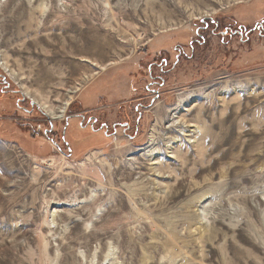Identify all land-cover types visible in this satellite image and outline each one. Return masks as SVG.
<instances>
[{"label":"rangeland","instance_id":"374dc122","mask_svg":"<svg viewBox=\"0 0 264 264\" xmlns=\"http://www.w3.org/2000/svg\"><path fill=\"white\" fill-rule=\"evenodd\" d=\"M0 55V264H264V0H0Z\"/></svg>","mask_w":264,"mask_h":264},{"label":"flooded vegetation","instance_id":"af4514ba","mask_svg":"<svg viewBox=\"0 0 264 264\" xmlns=\"http://www.w3.org/2000/svg\"><path fill=\"white\" fill-rule=\"evenodd\" d=\"M210 22V21H209ZM208 22L205 23L202 28L207 29L208 28ZM246 34V36L248 35V31H243L241 26H238L236 30L234 29H228L225 28L222 30V34H229V35H235V34ZM200 37H202V35H200ZM199 44H203L205 43L204 39H201L200 41H198ZM191 48V53L194 52L193 50V45H190ZM178 56V55H177ZM179 60V57H177V60ZM150 76L154 77L152 75L151 72ZM2 91H5L4 89H2ZM153 98L150 99L149 103L144 104L143 103V99H137V106L134 107V111L136 113V116L134 118V120H118V121H113V122H108L105 118V116H103V114L101 116H97L94 114H76V119H78L77 123L78 126L80 127V129H86L89 128L88 130L93 131L94 133H96V131H100L102 132V135L104 136V138H112L114 137L117 133H118V129H120L121 134H124L126 136H128L129 138H134L137 133H138V129H139V119H140V113L138 112V105L141 106H146L150 103H152ZM65 123L68 122V120H64ZM68 127V126H67ZM67 131V128H63L61 131V136H60V142L62 143L63 146H65L67 148V151L69 154L72 153L71 151V146L68 144L66 137H65V133Z\"/></svg>","mask_w":264,"mask_h":264},{"label":"bare ground","instance_id":"6f19581e","mask_svg":"<svg viewBox=\"0 0 264 264\" xmlns=\"http://www.w3.org/2000/svg\"><path fill=\"white\" fill-rule=\"evenodd\" d=\"M0 66H1L2 68H4V69H7V68H8L7 62L5 61L4 58H2V55H0ZM100 69L104 70L105 67L101 66ZM7 70H8V69H7ZM36 102H37V101H36ZM39 104L41 105L42 108H44V109L47 111V113H49V114L51 115V117H53V118H60V117L63 116L62 112H64V110H65V109H63L64 107H63L62 109L59 110L60 115H55V113H54V111H53L52 109H48V108H47V106H46L47 104H46V103H44V102H41V103H40V102H39ZM66 104H68V101L66 102ZM66 104H65V105H66ZM180 104H181L180 102L177 104V107H176V109L174 108V111H176L178 108H180ZM40 105H39V106H40ZM180 111H181V110H179L178 113H180ZM47 115H48V114H47ZM54 115H55V116H54ZM176 116H177V113H176ZM177 117H178V116H177ZM177 119H178V118H177ZM179 119H180V118H179ZM181 120H182V119H181ZM173 121H174V120H173ZM179 121H180V120L175 121L176 124H173V123H172V124H173V125H171V126H172V129H171L172 131H177V132L179 133L181 130H183V129L180 128V126H178V125H179V124H178ZM182 122H183V120H182ZM181 126H182V125H181ZM183 127H184V125H183ZM189 127H191V126H189ZM169 128H170V127H169ZM167 130H168V129H167ZM188 130H189V129H188ZM172 131H171V132H172ZM190 131H191V130H190ZM186 132H187L186 130H183V134H186ZM194 133H195V132H194ZM188 135H189V134H188ZM154 155H155V154H154ZM154 155H153V156H154ZM148 156H149V155H148ZM169 157H170V156H169ZM154 159H155V158H154ZM157 159H158V158H157ZM152 160H153V159H152ZM156 163H158V162H154V161H153V162L151 163V165H154V164H156ZM159 165H160V164H159ZM157 167H158V166H157Z\"/></svg>","mask_w":264,"mask_h":264}]
</instances>
